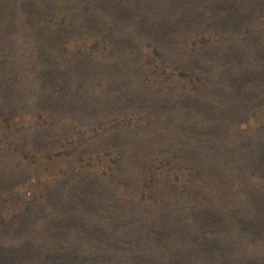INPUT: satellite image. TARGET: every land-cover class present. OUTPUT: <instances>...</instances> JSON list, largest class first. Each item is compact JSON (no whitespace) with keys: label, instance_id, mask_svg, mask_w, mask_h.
Here are the masks:
<instances>
[{"label":"rangeland","instance_id":"rangeland-1","mask_svg":"<svg viewBox=\"0 0 264 264\" xmlns=\"http://www.w3.org/2000/svg\"><path fill=\"white\" fill-rule=\"evenodd\" d=\"M0 264H264V0H0Z\"/></svg>","mask_w":264,"mask_h":264}]
</instances>
